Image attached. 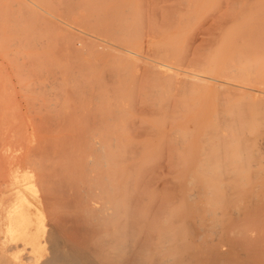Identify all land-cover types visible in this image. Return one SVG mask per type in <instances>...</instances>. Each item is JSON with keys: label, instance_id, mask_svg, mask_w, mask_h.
Segmentation results:
<instances>
[{"label": "rangeland", "instance_id": "374dc122", "mask_svg": "<svg viewBox=\"0 0 264 264\" xmlns=\"http://www.w3.org/2000/svg\"><path fill=\"white\" fill-rule=\"evenodd\" d=\"M53 1L0 0V264H40L52 237L61 246L80 218L66 202L78 188L98 201L109 186L115 200L133 192L149 246L190 222L205 232L216 174L201 168L235 104L217 80L234 76L244 42L252 55L264 0Z\"/></svg>", "mask_w": 264, "mask_h": 264}, {"label": "bare ground", "instance_id": "6f19581e", "mask_svg": "<svg viewBox=\"0 0 264 264\" xmlns=\"http://www.w3.org/2000/svg\"><path fill=\"white\" fill-rule=\"evenodd\" d=\"M41 2L38 3L41 4ZM59 7L61 8L60 4ZM253 32L250 39V42L256 41L253 51L251 50L253 56L242 52L247 46L244 42L243 48L239 47L241 50L235 67L231 70L234 76L225 75L224 80H217L220 89L233 94L235 104L233 111L228 106L222 112L224 133L218 155L206 156L205 166L201 168L203 172L213 170L216 174L213 178L215 180L205 181V232L203 228L198 230L190 226V222L186 224L187 229L181 238L167 234L160 239V242L149 246L148 239L143 238L136 231L143 220L137 219L139 208H135L132 204L133 192L129 193L126 200H115V188L109 186L108 189L103 188L98 201L89 189L87 192L84 188L72 191L76 187L73 185L74 187H71L73 205L66 202L69 205L68 208L70 205L72 208L75 207L72 210L76 209L80 218L75 217L69 220L70 222L67 221L68 229H72V234L69 233L70 236L61 246L56 238H51L53 245H50L49 255L40 264H264V29ZM204 66L206 69V65ZM158 73L162 72L158 71ZM164 74L172 78L177 76V73L164 72ZM185 78L192 83L199 84L203 81L202 76L192 73ZM212 81L216 82V80ZM227 103L230 105L228 99L224 101V105L227 106ZM210 127L208 130L211 129ZM105 148L107 149V146ZM110 153L112 154V150ZM112 160H115L114 156ZM117 160L119 161V158ZM70 175H72L71 170L68 177ZM60 178L63 179L61 176ZM84 180L87 181L86 177ZM103 181L107 183L108 179L103 176ZM66 184L63 185L67 186ZM64 190L66 191L65 188ZM74 191L76 193L73 195ZM64 194L66 193H61V195ZM194 197V194L189 195L187 201L193 200ZM56 224L60 225L59 221ZM7 227L9 232H13V218L12 220L8 218ZM60 228L62 230V227ZM56 229L58 230L57 227Z\"/></svg>", "mask_w": 264, "mask_h": 264}]
</instances>
